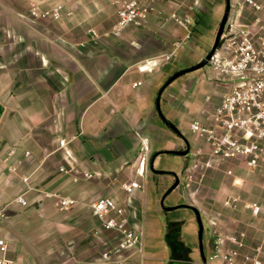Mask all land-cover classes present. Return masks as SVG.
Wrapping results in <instances>:
<instances>
[{
    "label": "crops",
    "instance_id": "crops-1",
    "mask_svg": "<svg viewBox=\"0 0 264 264\" xmlns=\"http://www.w3.org/2000/svg\"><path fill=\"white\" fill-rule=\"evenodd\" d=\"M122 1L0 0V192L4 205L21 194L28 201L0 216L8 246L0 257L14 264H230L225 256L239 264L247 255L264 261V170L212 156L191 130L195 120L212 123L230 86L208 65L171 81L212 50L219 7L141 0L154 8L148 21L116 30ZM33 5L62 6V17L34 19ZM174 14L191 19L189 38ZM194 161L199 168L186 188L184 170ZM130 183L136 188L129 193L123 185ZM50 195L77 204L60 211ZM101 197L125 210L142 234V251L113 253L121 236L106 231L89 207ZM217 235L229 239L218 245Z\"/></svg>",
    "mask_w": 264,
    "mask_h": 264
},
{
    "label": "built area",
    "instance_id": "built-area-1",
    "mask_svg": "<svg viewBox=\"0 0 264 264\" xmlns=\"http://www.w3.org/2000/svg\"><path fill=\"white\" fill-rule=\"evenodd\" d=\"M239 2L240 11L229 17L216 52L207 60V65L214 71L218 81L231 82L230 90L223 95L214 109L212 123L204 124L195 120L191 123V130L211 146L212 156L220 159H239L249 169L264 170V0ZM118 4L116 30L128 26H142L154 11L153 7L142 3L141 0H125ZM245 12L249 15H245ZM30 15L34 19L58 20L62 17V6L41 10L33 5ZM172 17L188 32L186 39L189 38L191 19L176 14ZM182 44L184 40L176 43L177 47ZM66 144V141H61L60 147ZM143 147L146 151L147 146L144 144ZM13 154L14 151L10 152V156ZM201 154V150L196 152L198 156ZM25 155L29 156L30 152H25ZM141 165L138 174L145 176L148 170L146 157L143 158ZM198 168L199 163L196 161L185 168L186 188L193 184L194 174ZM61 170L65 171L64 168ZM11 171L16 172L17 168L12 167ZM84 177L90 179L93 175L85 173ZM21 179L25 184L29 183V177ZM123 188L130 193L136 188V184H124ZM50 196L58 199L57 207L60 211H68L77 204V201L70 197ZM15 203L27 206L28 201L25 195L21 194L4 205L0 192V216H3L8 206ZM89 207L106 231H114L121 236L113 253H121L127 249L142 251V234L130 226L125 210L112 198H98ZM258 212L259 208L256 207L254 213ZM227 239L229 238L226 236H216L218 245ZM7 248L6 243L0 240V250L3 254ZM110 256L109 252L104 254L105 259L109 260ZM224 259L230 264L235 263L234 256H225ZM0 264H14V261L2 256ZM239 264H264V261L259 255H247Z\"/></svg>",
    "mask_w": 264,
    "mask_h": 264
},
{
    "label": "water",
    "instance_id": "water-1",
    "mask_svg": "<svg viewBox=\"0 0 264 264\" xmlns=\"http://www.w3.org/2000/svg\"><path fill=\"white\" fill-rule=\"evenodd\" d=\"M230 12H231L230 0H227V8H226V12H225V15H224V17H223V19H222V21H221L220 26H219V29H218V32H217V36H216L215 44H214L212 50L210 51V53L207 55L206 60H204V61H202L201 63H199V64H198L196 67H194V68H191V69H189V70H185V71H183V72L177 73L176 75H174V76L172 77L171 81L177 79L178 77H180L181 75H183V74H185V73H188V72H191V71H195V70L201 69V68H203V67H205V66L207 65V60H209L210 57L216 52V50H217V48H218V46H219V44H220V42H221V38H222V36H223V34H224L226 24H227V22H228V20H229V17H230ZM178 154H179V155H186V154H187V151H185V152H180V153H178ZM178 185H179V181H177L175 187L178 186ZM196 213H197V215H199L198 212H196ZM199 221H200V224H201V220H199ZM202 231H203V227H202V225H201V232H202Z\"/></svg>",
    "mask_w": 264,
    "mask_h": 264
},
{
    "label": "rangeland",
    "instance_id": "rangeland-1",
    "mask_svg": "<svg viewBox=\"0 0 264 264\" xmlns=\"http://www.w3.org/2000/svg\"><path fill=\"white\" fill-rule=\"evenodd\" d=\"M240 0H230V5H231V12H230V16L231 15H233L234 14V12L235 11H237V13L240 11V9H241V7L239 6V4H240V2H239ZM210 4V5H209ZM208 9H211V6H212V8L215 10V9H218V7H219V9H220V11H219V21H220V24H221V21H222V19H223V17H224V15H225V12H226V8H227V0H210V3L208 2ZM208 11V10H207ZM249 13V12H248ZM249 15V14H248ZM247 15V16H248ZM220 24H219V26H220ZM219 26H218V28H217V30H216V35H217V32H218V29H219ZM195 67V66H194ZM192 67H187L186 69H184V70H182V72L183 71H185V70H189V69H191ZM205 74H206V80L207 81H212L213 79L211 78V74L209 73V72H205ZM213 83H215V82H213ZM218 83H223V84H226V85H228V86H230L231 87V82L229 83V82H225V81H220V82H218ZM205 98V97H204ZM206 103L209 105V106H211V101H212V99L210 98V96H206Z\"/></svg>",
    "mask_w": 264,
    "mask_h": 264
}]
</instances>
